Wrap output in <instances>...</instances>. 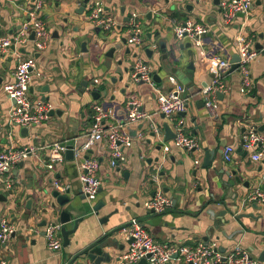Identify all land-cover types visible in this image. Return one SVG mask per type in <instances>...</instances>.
Segmentation results:
<instances>
[{"label":"crops","instance_id":"crops-1","mask_svg":"<svg viewBox=\"0 0 264 264\" xmlns=\"http://www.w3.org/2000/svg\"><path fill=\"white\" fill-rule=\"evenodd\" d=\"M101 1L122 25L118 35L125 31L124 25L133 11L141 14L144 24L142 48L136 50L127 42L122 43L121 49L115 53L117 60L105 62L103 59L97 64L91 58V43L95 44L96 50H100L99 46L109 50L114 39L103 42L100 33L93 35L92 42L86 39L93 32V27L88 23L87 5L84 13L77 12L83 0H47L42 16L51 32L48 46L43 51H36L31 41L18 50L23 55L34 54L37 60L30 87L32 99L52 103L60 112L49 115L42 124L30 126L28 134L25 131L22 134V126L9 123L8 115L14 103L3 90L4 83L12 80L17 65L13 55L15 49L0 55V76L3 77L0 85V151L7 147H40L37 155L14 167L13 187L0 183V220L7 217L16 227L10 239L5 243L0 241V257L6 258L10 264H93L86 256L76 257V254L102 236L110 235L104 239V243L110 246L104 249L116 258L127 245L119 231L112 232L136 217L159 241L188 245L216 241L222 251L240 241L259 264H264V206L244 201L257 186L264 188V163L252 161L251 151L246 150L242 143L247 125L255 124L260 129L264 126V54L260 52L253 62V84L246 93L240 90L239 71L230 72V68L227 69L225 81L228 91L221 92L223 99L218 97L220 108L216 116H212L202 103L201 94L203 87L216 78L214 58L231 60L233 55H238V34L253 38L254 48L258 42L264 45V0H256L247 19L239 17L228 26L221 24L220 5L214 0H182L181 5H177L181 6L179 10L169 12L170 18H177L180 22L192 19L204 23L209 26V32L200 38L199 43L191 41L195 48L189 55L191 63L188 70H181L180 74H177L180 70L176 65L171 64L167 69L154 58L155 51L159 49L156 39L160 36L167 42V50L163 52L161 49L162 59L169 58H164L165 54L170 56L171 41L174 40L172 23L168 20L162 26L157 16L161 12L165 15L168 5L171 8L177 0H166L164 6L160 4L162 0ZM32 4L33 0H0V37L16 32L20 24L28 19L26 10ZM122 7H125L124 11ZM56 29H62V36L58 39L52 37ZM157 31L160 34L156 35ZM123 36L126 37L119 35ZM186 39L178 40L182 41L181 49L192 47L186 46ZM62 41L64 45L61 47ZM83 42H86V52L82 51ZM147 49L151 50L150 55ZM136 54L156 65L154 74L160 81L154 80L163 92L174 87L171 77L187 88L185 95L189 98V105L184 116L188 131L199 140L200 148L196 151L176 147L172 139L164 141L162 126L168 120L158 111L153 87L145 82L133 83L131 78L130 70ZM120 59L122 64H118ZM120 67L123 72L118 71ZM126 74H129V79L125 78ZM95 79L100 81L97 86H94ZM85 80L88 81L87 86L83 85ZM96 88L100 89L98 99L92 96ZM48 96L50 101L43 99ZM133 96L141 100L142 110L150 115L145 119L148 123L141 129L140 122L127 125L129 135H133L134 128L139 129L136 137L130 135L132 145L124 149L127 158L125 166L115 168L110 165V150L104 141L84 152V157L100 161L97 176L102 180L97 199L89 202L84 197L79 178L81 159L75 156L70 160L65 156L63 162L48 172L45 168L48 150L41 147L75 138L76 147L80 149L92 124V103L99 101L111 109L113 122H127V102ZM155 129L159 133L150 137L149 133ZM148 139H151L150 143ZM161 142L170 146L168 153L165 154L163 148H156ZM226 145L235 147L232 162L223 159L222 149ZM212 149L215 156L208 167L204 166L206 152ZM196 160H200V164L197 165ZM157 171L164 192L173 199V206L164 212L152 213L145 208L144 202L152 197L157 188L152 178ZM226 171H235L236 174L227 175ZM235 176L242 178L240 183L234 181ZM54 178L70 185L67 194L71 203L78 206L75 212L85 217L77 232L70 236V244L67 247L63 245L58 252L48 249L42 234L44 227L40 226L43 219L50 217L41 209L52 199L51 191L56 190ZM236 190L240 196L233 200ZM209 201L214 204L213 214L206 205ZM96 205H99L97 211L94 210ZM226 207L231 209L230 212L221 216ZM243 214L253 216L241 217ZM105 218L107 220L102 221ZM59 235L64 241L62 229ZM101 264L131 263H120L114 259L111 263ZM168 264L185 263L173 260Z\"/></svg>","mask_w":264,"mask_h":264},{"label":"built area","instance_id":"built-area-1","mask_svg":"<svg viewBox=\"0 0 264 264\" xmlns=\"http://www.w3.org/2000/svg\"><path fill=\"white\" fill-rule=\"evenodd\" d=\"M47 0H33V4L27 8L28 19L20 24L15 33L0 37V55L10 53L11 45H15L13 55L17 59V65L13 73L12 80H7L3 85L4 92L10 99L15 100V104L9 112V123L20 126H33L42 124L49 118V111L54 106L45 101L33 100L30 87L33 78V71L37 66L34 54H22L18 49L25 47L29 42H33L36 51H43L51 40V32L46 19L42 13ZM256 0H220V22L224 26L232 24L237 18L247 19L255 5ZM88 20L92 27H101L104 31L116 29L122 31V25L116 16L109 13L101 0L88 1ZM242 14V16H240ZM172 30L177 40L191 39L200 42V38L209 32V26L192 19L178 21L177 18H170ZM144 24L141 14L133 11L129 16V21L124 25L127 44L132 45L136 50L142 48L144 42ZM35 33L34 39L31 34ZM254 39L242 34L236 36L239 52V66L241 92L246 93L253 84L252 65L260 52L253 46ZM264 49V45H263ZM26 55V56H25ZM132 68L130 70L133 83L145 82L154 89L155 98L158 103V111L165 115L173 129L174 145L181 149L192 151L199 149V140L196 135L188 131L185 116L189 105V98L185 95L187 88L178 83L174 77L171 81L174 87L171 91L163 92L154 80L156 65L136 54ZM216 66V78L211 84L203 87L201 94L205 107L212 116L218 114L220 101L219 92L228 91V83L225 81L227 69L232 66L230 59L214 58ZM100 83L95 79L94 86ZM96 84V85H95ZM128 120L127 122H113V111L108 109L103 103L94 101L92 108V124L86 141L80 149L75 147V156L80 158L79 178L82 185V192L89 202L97 199L102 187V180L97 176L100 166L98 159L84 157L83 154L99 142H106L110 150V165L112 167H122L127 163L124 149L130 147L133 138L127 131V125L138 123L150 115L142 110V102L139 98L128 99ZM156 133H159L158 130ZM243 147L251 151V159L254 162L264 163V129L258 125L250 124L246 126L243 133ZM46 147L48 150V160L45 168L48 172L53 171L56 164L65 159L66 141L54 142ZM164 153L170 151V146L163 144ZM40 147L22 146L7 147L0 151V183L7 187H13L14 167L33 155H37ZM222 156L225 162H232L235 157V147L226 145L222 149ZM197 165L200 160H196ZM153 182L157 183L155 194L144 202L145 208L152 213H161L173 206V199L164 192L161 185L158 171L153 175ZM54 189L65 193L70 185L63 184L59 178L53 180ZM248 203H257L264 206V188L257 186L244 198ZM62 224L49 220L45 226V239L47 247L52 252L61 251L63 240L59 233ZM16 227L9 218L0 220V241L6 242L15 232ZM123 235L127 248L119 256L120 263L136 264L141 259L146 258L150 264H168L173 260L185 264H259L251 251L245 248L240 241L234 243L228 250L222 251L218 242L200 241L195 245L185 243H171L169 241L157 240L145 227L139 218H132L129 223L123 225L118 230ZM150 255V256H149ZM176 255V257H174ZM0 264H10L6 258L0 257Z\"/></svg>","mask_w":264,"mask_h":264},{"label":"water","instance_id":"water-1","mask_svg":"<svg viewBox=\"0 0 264 264\" xmlns=\"http://www.w3.org/2000/svg\"><path fill=\"white\" fill-rule=\"evenodd\" d=\"M89 0H83V3L81 5V7L78 9V13H84V10H85V6L86 4L88 3ZM258 2V1H257ZM214 3L215 4H219L220 5V0H214ZM107 9H111L110 7H107ZM122 11H124L125 7H122L121 8ZM240 16H242V14H240ZM127 21H129V18L127 19ZM88 23H89V20H88ZM20 27V26H19ZM172 28V27H171ZM63 29V27H62ZM62 29L61 31L59 29H56L55 32L53 33L52 37L53 38H60L62 36ZM93 32H90L89 35L93 36L94 34H99L102 29L101 27H93L92 28ZM160 34V31H157V34L158 35ZM88 35V36H89ZM35 37V33L33 32L31 34V39H34ZM261 37H263V35H261ZM114 39V44L113 46L106 52V56L107 57H111L113 58L115 56V53L117 50L121 49L122 47V43H126L127 42V38L125 36L123 37H119V35H106L104 39H102L101 41L103 42H106L108 40H113ZM64 45V42L62 41L61 43V47ZM187 47H191L192 46V42L191 41H188L187 44H186ZM255 48L258 50V52H261L262 54H264V49H263V45L258 42L256 43L255 45ZM11 49L14 50L15 49V45H11ZM161 49L163 52H165L167 50V42H163L161 44ZM82 51L83 52H86L88 51L87 47H86V42H83L82 43ZM130 49L128 48L127 49V52H129ZM147 53L150 55V49H147L146 50ZM169 57L168 54H165L164 55V58H167ZM9 60L11 59V57L8 58ZM239 55L235 54L233 55L232 59H231V63H232V66L230 67L229 71L230 72H234L237 70L239 64ZM118 64H122V60H118ZM194 68V66H193ZM128 71V70H126ZM154 78L155 80L157 81H160V78L158 77L157 74H154ZM123 79V77H121V80ZM3 81V77L0 76V85ZM207 84V83H205ZM204 84V85H205ZM83 85L84 86H87L88 85V81H84L83 82ZM100 89L99 88H96L92 91V96L95 98V99H98L100 97ZM218 97L220 99H223L224 98V94L219 92L218 93ZM44 100H47V101H50V96L48 97H44L43 98ZM13 103L15 104V100L12 99ZM204 104V102H202ZM52 104V103H51ZM53 105V104H52ZM54 106V105H53ZM60 111L56 110L55 108L51 109L49 111V115H54L55 113H59ZM163 116H165L164 114H162ZM182 115H186V113H182ZM148 123V120H143L140 122L139 124V128H143L146 124ZM163 129H164V132H165V137H164V141H169L171 139L174 138V133L173 131L171 130V127L170 125L168 124V122H165L163 124ZM29 128L30 126H22L21 129H22V134L24 135V131L27 132V134L29 133ZM139 128H134L133 130V135L131 136H137L138 135V129ZM261 129H264V126L261 127ZM150 137H155L156 136V132L155 131H151L149 133ZM148 143L151 142V139H148L147 141ZM78 143L76 142V139L75 138H71V139H68L66 141V152H65V156L67 159H70V160H73L75 158V147ZM163 142L159 143L157 145V149L160 150L162 147H163ZM192 151H196V149H193ZM215 156V150H211V151H207L206 152V156H205V159H204V166H209L213 160ZM87 157V156H86ZM24 164V161H21L20 162V165H23ZM224 171H221V173H223ZM227 175H235L236 172L235 171H226L225 172ZM242 180L241 177L239 176H235L234 178V181L237 182V183H240ZM248 183V182H247ZM246 184V183H245ZM101 190V189H100ZM68 191L66 193H61L60 191L58 190H53L51 191V200L47 203V205L44 206V208L41 209V212H43L44 214H48L50 217H46L45 219H43L40 223V226L41 227H44L43 229V235H45V226L47 224V222L49 221L48 218H51L53 222H59L62 224V234H63V245L64 247H67L70 242H71V239H70V236L75 234L78 230V227H79V224L84 221V216L83 215H79L78 213L75 212V207H78L76 204H74L73 202L71 203L70 201V198L68 197ZM155 194V192H153L152 196ZM240 196V192L238 193V190L235 191V193L232 195V199L233 200H237ZM85 197V195H84ZM29 204H30V200L28 201V207H29ZM255 206H258L257 203H253ZM206 205H209V212H211L213 214L214 210H213V202L212 201H209ZM99 205H96L94 207V210L97 211L99 209L98 207ZM230 208H225L223 212L220 213L221 216H225L228 212H230ZM241 217L242 216H253L252 214H243V215H240ZM239 216V217H240ZM50 219V220H51ZM104 220H107V218L105 219H102V221ZM216 224H218V222H216ZM70 226V227H69ZM120 229V227L116 230H114L112 233H116L118 230ZM107 236H110V235H104L102 236L101 238L97 239L96 241L90 243L89 245H87L86 247H84L81 251H79L77 254H76V257L77 256H86L90 261H92L93 264H101L103 262H106V263H111L114 259L116 261H119V257H116L114 258L112 255H111V252L110 251H107L105 250L104 248H106L107 246H110L109 244H106L104 243V239L107 238ZM115 240H117V237L115 238ZM264 255V253H263ZM150 256V255H149ZM174 257H176V255H174ZM264 260V258H263ZM65 264H73V262H67ZM136 264H150L149 261L146 259V258H143L141 259L139 262H137Z\"/></svg>","mask_w":264,"mask_h":264},{"label":"rangeland","instance_id":"rangeland-1","mask_svg":"<svg viewBox=\"0 0 264 264\" xmlns=\"http://www.w3.org/2000/svg\"><path fill=\"white\" fill-rule=\"evenodd\" d=\"M155 2H159V0H155ZM181 2H182V0L175 1L171 5V8H169V5H168L167 9L164 12L165 15L162 14L163 12L159 13V15L157 16V19L160 20V22L162 23V26H164L163 24H165L168 20L170 21V14H169L170 11H176V9L179 10V8H181V6L177 7L178 4L181 5ZM166 3H167L166 0H162V3H160V4H162L164 6ZM100 34H101L102 38H105L104 35H110V34L118 35V32H117L116 29H112L110 31L102 30L100 32ZM119 35H126V33H125V31H123ZM92 37L93 36L89 35V36H87L86 39L92 42ZM175 39L176 38L174 36V40ZM174 40L171 41V50H170L169 58L166 59V60H163L162 59L161 44L164 41H166V40L163 37H161V36L157 37L156 43L159 45V49L157 51H155L154 58L157 59L158 62L161 63L162 65H164V67H166L167 69L170 68L171 64L176 65V67H178L179 70H180L177 74H180L181 70H185V69L188 70V67H189V65L191 63V61H189V55L192 54V52H193V50L195 48H194V44H193L191 48L181 49L180 45H181L182 41H178V40L174 41ZM186 40L189 41L188 38ZM190 41H193V40L190 39ZM93 45H95V44L91 43V46H92V48H91V58L97 64H100L103 59L105 60V62H109L111 60H117L118 55H115L114 58H109V57L106 56V52L108 51V47H107V50H106L105 46H99L98 48L100 50H96V48ZM118 71L119 72H123L124 69L120 67ZM129 77H130L129 74L128 75L126 74L125 78L129 79Z\"/></svg>","mask_w":264,"mask_h":264}]
</instances>
